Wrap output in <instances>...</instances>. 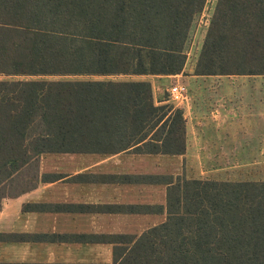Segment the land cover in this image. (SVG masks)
Instances as JSON below:
<instances>
[{
  "label": "trees",
  "instance_id": "1",
  "mask_svg": "<svg viewBox=\"0 0 264 264\" xmlns=\"http://www.w3.org/2000/svg\"><path fill=\"white\" fill-rule=\"evenodd\" d=\"M206 2L0 0V183L45 153H184L151 81L53 76L181 73ZM195 73L264 75V0H217ZM167 212L118 264H264V179L178 177Z\"/></svg>",
  "mask_w": 264,
  "mask_h": 264
},
{
  "label": "crops",
  "instance_id": "2",
  "mask_svg": "<svg viewBox=\"0 0 264 264\" xmlns=\"http://www.w3.org/2000/svg\"><path fill=\"white\" fill-rule=\"evenodd\" d=\"M193 70L183 75L188 86L183 102L184 153L142 152L135 147L45 153L13 175H22L27 184L0 200V264H118L127 254L129 240L133 243L166 220L168 187L178 177L200 178L192 176V167L204 161L205 132L212 138L210 154L219 156L211 160L221 161L223 155L233 156L231 161L241 155L245 156L241 160H249L247 129L235 123L237 114L225 122L204 117L218 111L215 97L223 95L220 89H203L202 84L232 75ZM139 76L151 81L156 103H163L162 97L156 98L155 83L175 75ZM30 165L33 171L26 169Z\"/></svg>",
  "mask_w": 264,
  "mask_h": 264
},
{
  "label": "rangeland",
  "instance_id": "3",
  "mask_svg": "<svg viewBox=\"0 0 264 264\" xmlns=\"http://www.w3.org/2000/svg\"><path fill=\"white\" fill-rule=\"evenodd\" d=\"M217 0H207L203 12L198 15L192 26L189 39L186 43L185 51L187 53V60L184 69L179 76L171 74V78H165L161 83H155L156 98H163V103H170L174 107L183 109V100H175L171 97L169 89L173 84H182L187 89L188 86L183 83V75L188 71L195 72V66L199 59L203 42L208 30L209 21L214 13ZM4 76H0L3 78ZM54 78H76V79H141L138 75H110V76H97V75H74V76H53ZM149 76H144L147 78ZM212 81H205L202 86L203 89L215 90L222 92L223 97H215L218 105L216 113H205V120L212 117L215 121L222 122L229 121L230 116L236 115L238 118L235 123L240 129L246 128L244 136H248V142L251 145V154L248 156L249 160H241L245 157L239 156V160H232L233 156H222V160H211L213 157L210 150L212 149V138L209 136L210 132H205L203 151L205 153L204 161L196 163L192 176L200 177L202 179H217V180H258L264 179V75H232V76H218L211 78ZM237 93L236 99L229 96ZM221 95V94H220ZM219 95V96H220ZM161 98V99H162ZM238 101V105H236ZM233 108L234 113H231ZM204 114V113H203ZM230 135L231 131L227 129ZM241 134V133H240ZM225 143V140H222ZM219 150V149H218ZM218 152V151H217ZM227 154V152H225ZM33 171L34 166L30 165L26 168ZM27 184L26 179L20 176H13L12 178L5 179L0 183V200L2 196L12 194L20 190Z\"/></svg>",
  "mask_w": 264,
  "mask_h": 264
},
{
  "label": "built area",
  "instance_id": "4",
  "mask_svg": "<svg viewBox=\"0 0 264 264\" xmlns=\"http://www.w3.org/2000/svg\"><path fill=\"white\" fill-rule=\"evenodd\" d=\"M170 95L175 100H185L187 97V88L182 84H174L169 89Z\"/></svg>",
  "mask_w": 264,
  "mask_h": 264
}]
</instances>
